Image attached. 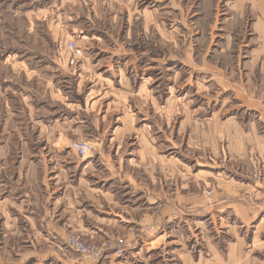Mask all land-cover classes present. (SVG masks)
<instances>
[{"label": "crops", "instance_id": "1", "mask_svg": "<svg viewBox=\"0 0 264 264\" xmlns=\"http://www.w3.org/2000/svg\"><path fill=\"white\" fill-rule=\"evenodd\" d=\"M97 1L102 4L103 15L109 14L108 23L117 25L124 9L128 11L125 17L131 24L136 21L137 14L131 9L137 7L145 29L139 39L152 38L153 15L147 3L142 0H93V6ZM227 1L226 6L232 14L230 20L226 15L229 24L234 23V14L241 17V21L244 14L252 15L253 36L251 42L248 38L245 46L251 47L247 64L251 69L258 68L263 72L264 0ZM131 24L123 23L118 33L121 37L117 39H138ZM156 34L153 36L159 38L158 46L168 42L163 32ZM103 36L101 31L86 34L92 39ZM160 50L154 52L144 47L136 63L130 62L127 67L116 64L128 60L127 55L119 54L122 52L119 51L118 55L125 56L115 58L116 73L109 71L112 70L109 66L102 77L96 76L95 85L88 90L87 96L78 93L81 100L80 104L75 103V107L53 76L41 77L29 64L16 66L15 79L24 75L26 78L32 76L29 80L36 86L44 82L48 103L37 100L27 86L5 81L16 86L19 93L15 96H21L19 99L23 104L35 105L34 111H30L34 117L28 127L15 132L23 138L18 143L19 155L15 160L7 161L11 176L0 168V211L10 221L7 211H27L21 217L22 223L14 217L11 228L18 240H22L21 246L32 247V250L18 253L13 259L0 255V264H38L40 260H43L42 264H264V107L247 96H240L241 102L247 106L244 113L234 115L216 111L205 122H195L189 107L181 106L186 98L176 101L172 94L173 78L165 79L166 88H169L167 93L163 92L165 83L154 85L157 76L163 79L162 72L167 71L175 77V73L179 71L180 75L185 67L195 68L194 62L167 59L169 52L164 54ZM106 52L117 55L113 49ZM248 75L246 70L245 78ZM197 79L191 80L185 88L203 87ZM84 80L83 77L78 80L80 90ZM2 93L7 95L8 91ZM8 100L4 104L10 114L13 109ZM45 103L50 110H42ZM249 104H256V107ZM80 106L86 116L98 110L103 123L111 119L110 127L105 126L102 130L104 133L109 131L108 138L106 142L102 139L96 144L91 159L80 158L69 146L68 132L74 126L80 129L78 126L83 127L81 124L86 122L83 116L79 122L78 114L71 112L72 108L76 110ZM12 118L10 116L8 121L15 122ZM220 118L223 122H218ZM159 124L165 133L157 129ZM168 128L172 129L175 140L157 139L167 137ZM222 129L230 131L225 133L228 138L224 146L218 144ZM3 131L6 132L4 125L0 127V135ZM75 131L82 136L81 130ZM28 136H39L43 143L38 139L31 141ZM128 139L137 145L136 149L123 143L118 145ZM184 148L193 156L210 148L211 158L224 157L226 166L217 164V161L216 165L200 163L196 159L190 161L187 154L179 155ZM120 152L123 153L121 157L118 156ZM249 152H257L256 160L248 158ZM236 158L251 164L243 169L246 173L232 163ZM248 172L252 176L255 173L256 178L244 179L242 176ZM175 183L178 186H174L176 189L171 193L170 185ZM208 184L215 186L210 201L201 195ZM51 211L58 212L55 219L65 212V221L59 225L55 220L48 224L52 220ZM151 226L155 233L147 234L146 229ZM67 230L80 232L87 241L93 242L99 241L101 236L108 237L107 233L112 231H126L127 234L134 230L138 237L125 257L110 255L100 262H78L75 258H67L65 263L57 255L42 257L33 251L41 244L54 245L53 241ZM6 236L0 232L1 239ZM26 236L36 240V244ZM59 250L62 254L63 249ZM61 256L66 257L65 254Z\"/></svg>", "mask_w": 264, "mask_h": 264}, {"label": "rangeland", "instance_id": "2", "mask_svg": "<svg viewBox=\"0 0 264 264\" xmlns=\"http://www.w3.org/2000/svg\"><path fill=\"white\" fill-rule=\"evenodd\" d=\"M92 1L0 0V127L3 125L6 127V132L3 131L2 135H0V150H3L0 152V168H3V173L6 175L11 176L8 162L15 160L17 155H19L18 143L20 142V138L23 137H19V134H17L19 131L17 130L21 127H28L27 125L30 124L31 118L34 117L30 111H34L35 105L33 103L29 105L27 103L23 104L20 100L21 96H15L19 93L16 91V86L13 87L12 84L5 83V81L12 80L15 83L17 82L18 85L27 86V89L34 93L37 100H43L40 102L47 100V95L43 89L44 82L40 86H36L35 82L31 81L32 76L26 78L24 75L19 80L15 79L14 71L16 66L21 63L32 65V69L41 77L53 76L56 79L58 87H62V92L66 90L67 96L70 97V101H72L75 107V103L81 100L78 93L84 97L87 96L88 90L95 85L93 82L96 76L102 77V74L108 70L107 67L109 66V69H112L109 71L116 73L117 70L114 69L116 66L114 62L115 58L125 56L118 55L119 51H122L119 54L125 53L128 60L116 62V64L127 67L130 65V62L136 63L135 60L139 59L140 50L144 49V47L154 52H157V49H161L160 51L163 53L169 52L170 56L167 59H180L184 63L190 59L194 62L195 68L185 67L180 71V75L179 71H177L174 75L175 77L167 71L162 72L163 79L157 76V79H154V85H163L165 79L173 78L175 86L173 84L171 92L177 98L176 101L180 100V98H186L185 103H182L181 106L187 105L189 107L195 122H205L206 118L216 111L227 114L232 113L234 115L241 114V112L244 113V109L247 106L241 102L240 96L242 98L247 96L264 107V71L260 72L258 68L251 69L247 64L249 58H246L250 54L249 52H251V47L248 49L245 46L248 43V38L249 42H251L250 38L253 36V17L250 13L246 14V16L244 14L243 21H241V17H237L234 14V23L229 24L225 20L226 15L230 20L232 14L226 6L227 0H142V2L147 3L148 9L153 15L152 22L154 23L152 29H150L152 38L145 40L139 39L145 29L143 20L141 21L140 17H138L140 14L137 7L131 9L137 14L135 16L136 21H133L131 24L129 18L125 17L128 15V11L124 9L120 12V20L118 21L120 24L117 25L108 23L107 19H110L108 18L109 14L103 15L104 10L100 6L101 3L97 1L93 6ZM99 1L101 2V0ZM239 4L241 5L242 3ZM244 10L246 11V9ZM111 12L115 13V11ZM123 23H128V25L130 23L132 25L138 39H132V41L117 39L119 37L118 33L122 30ZM161 25L163 26L162 30L159 29ZM99 31L103 32L104 35L103 37H98L99 39L86 37V34L98 33ZM161 31L167 36L168 42H165L160 47L158 46L159 38H154L153 35H157L156 33L159 34V32L162 33ZM71 46L74 47V50H71ZM111 49L116 51V56L106 52ZM210 70H212L210 73L207 72ZM246 70L249 73L248 78H245ZM81 76L86 78V80H84V86L80 90L78 80L82 78ZM195 78H198L199 82H202L203 87L194 88L190 86V88H185ZM26 79H28V82ZM166 87L165 83L164 93L169 91V88L167 89ZM73 89L75 90L74 94H72ZM3 91H8V94L2 93ZM154 91H157V89ZM12 97H15V99H12ZM7 99L11 101L13 109V112L10 114L6 112V105L4 104V101H7ZM47 103L43 104L42 110H50ZM249 105L256 107V104ZM54 109L58 111V108ZM96 111L89 114L90 116H86V113L82 114L81 106L78 109L76 108V110L72 108L71 111L78 114L79 122L82 120V116L86 122L81 124L83 127L78 126L80 129H75L76 126H74L68 132V137L71 139L69 146L79 142L88 143L91 147V154L88 156V159L94 157L95 149L97 148L96 144L101 142L102 139L108 138L109 131L102 132L103 127L109 128L111 125L110 118V120L103 123L100 120L99 111ZM10 116L13 117L12 119L15 122L8 121ZM221 118L218 122H223ZM23 123L25 126L22 125ZM90 127L96 129V133L91 131ZM157 129L165 133L164 127H161L160 124ZM168 129L169 133H167V137L160 136L157 139L164 140L167 138L169 141L175 140L172 129ZM75 130H81L82 136ZM100 131L101 135L104 134L102 137L98 135ZM226 132L230 131H226L225 129L219 131L220 142L218 144L222 143L223 146L226 145ZM234 137L237 136L234 135ZM27 138L31 141L38 139L39 143H43L39 136H28ZM82 138L84 140H79ZM113 143L116 144V141ZM122 143L124 146L130 145L135 149L137 147L129 139L119 142L118 145ZM7 149H9V153H7ZM188 150L184 148L179 155L186 156L187 154L190 156H186L187 159L194 162L196 159L200 163L210 162L216 165L215 161H217V164L226 166L224 164V157H219L218 160L211 158L213 156L210 154V148H207L205 152H201L197 156L189 154ZM118 156H123V153L120 152ZM248 158L256 160L257 152H249ZM108 159L112 160L109 157ZM239 159L236 158L232 163L237 168H241V171L245 166L251 165L248 161ZM237 168H235L236 171H238ZM243 172L246 173L247 171L243 170ZM242 177L250 181L256 178L255 173L252 176L250 172ZM174 186H178V184L170 185L171 193L176 189ZM214 194L215 186L213 184H208L206 189L201 192V195L209 201ZM255 205L256 201L254 199L253 207ZM7 212L10 214L12 221L15 220L14 217H17L18 222L22 223L23 219L21 217H24L27 211ZM50 214L52 220H49L48 224L53 223L54 220L57 225L65 221V212L57 219H55L58 214L57 211H51ZM29 220H32V217ZM12 221L0 211V232L2 231L7 235L5 238H0V255L9 259H13L16 254H21L23 251L25 253L32 250V247L21 246L22 240H18L15 236V230L11 228L13 225ZM146 232L147 234H154L155 229L151 226L146 229ZM81 234L80 232L67 230L62 236L60 235V237L53 241L54 245L41 244L42 246L36 247L37 249L33 251L42 257H45L44 255H57L65 263L68 262L67 258H75L78 262H98L81 255L69 247L67 245L68 239L76 237L87 245L102 247L111 244L112 249L102 258L107 259L106 257L110 255L118 258L125 257L128 249L132 247L135 238L138 237V234L134 230H130L127 234L126 231H112L107 233L108 237L101 236L99 241L93 242L87 241ZM26 238L30 241H35L36 244V240L33 238L28 236ZM59 248L63 249L66 257L61 256L64 254L63 251H61L62 254L58 252L60 251ZM42 261L40 260L38 264H42Z\"/></svg>", "mask_w": 264, "mask_h": 264}, {"label": "built area", "instance_id": "3", "mask_svg": "<svg viewBox=\"0 0 264 264\" xmlns=\"http://www.w3.org/2000/svg\"><path fill=\"white\" fill-rule=\"evenodd\" d=\"M70 48L71 50H74L73 46H71ZM70 149L82 159L88 158V156L91 154V147L88 143L85 142L72 144L70 146ZM67 245L81 255L92 258L96 261H100L106 255V253L112 249L111 244H108L105 247L97 245H87L81 242L76 237L69 238L67 241Z\"/></svg>", "mask_w": 264, "mask_h": 264}]
</instances>
